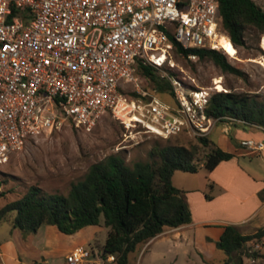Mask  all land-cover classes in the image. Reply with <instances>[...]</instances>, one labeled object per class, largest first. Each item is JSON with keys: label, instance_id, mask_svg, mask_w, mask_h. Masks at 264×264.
Returning <instances> with one entry per match:
<instances>
[{"label": "built area", "instance_id": "obj_1", "mask_svg": "<svg viewBox=\"0 0 264 264\" xmlns=\"http://www.w3.org/2000/svg\"><path fill=\"white\" fill-rule=\"evenodd\" d=\"M220 24L219 0H0V165L48 131L70 124L91 132L106 116L135 144L142 135L209 137L225 121L241 123L208 117L214 90L227 92L216 83L223 79L200 88L176 58V43L225 53L221 41H232ZM140 64L170 83L173 104L143 87ZM241 145L264 151L263 141ZM262 247L264 238L248 250L250 264ZM95 256L79 247L67 262Z\"/></svg>", "mask_w": 264, "mask_h": 264}, {"label": "trees", "instance_id": "obj_2", "mask_svg": "<svg viewBox=\"0 0 264 264\" xmlns=\"http://www.w3.org/2000/svg\"><path fill=\"white\" fill-rule=\"evenodd\" d=\"M219 17L221 31L230 37L234 47L245 46L249 31L264 34V6L255 0H219ZM175 51L187 59L197 56L211 60L225 74L244 76L221 51L184 49L177 43ZM138 75L151 82L152 92L160 98L169 95L174 100L170 83L155 69L140 64ZM207 116L235 119L241 123L233 124L244 127L264 128V96L233 91L213 93ZM194 139L195 143L189 146L156 147L150 152L149 162H137L133 166L121 155H110L93 164L67 195L48 194L39 187H31L20 199L0 209V225L10 222L24 235L35 234L43 226L51 225L65 235H74L86 227L100 225L103 220L108 234L102 258L114 256L113 264H130V255L142 245L167 229H179L192 223L186 193L173 183L175 172L196 174L201 169L212 172L220 163L233 158L209 137ZM261 198L264 200V191ZM263 238L264 228L244 235L236 226L227 225L215 244L216 249L230 259L246 244ZM248 250L246 256H249Z\"/></svg>", "mask_w": 264, "mask_h": 264}, {"label": "rangeland", "instance_id": "obj_3", "mask_svg": "<svg viewBox=\"0 0 264 264\" xmlns=\"http://www.w3.org/2000/svg\"><path fill=\"white\" fill-rule=\"evenodd\" d=\"M257 3L264 6V0H257ZM264 34L256 31H249L245 40V46L234 47L237 55H227L230 63L242 70L243 78L233 74H225L215 66L211 60H190L189 58L177 55V61L185 67L200 88L214 87V80L223 79V87L227 92L247 94L250 96H264V48L262 40ZM234 57V58H233ZM159 74V73H158ZM143 87L152 92L151 82L143 78ZM214 90V93H217ZM223 92V93H227ZM161 98L170 104L174 100L169 95H161ZM222 124L218 125L220 131ZM123 126L111 116H106L91 132L78 130L70 124L64 125L60 130L48 131L27 147L13 155L11 160L0 165V209L6 204L20 199L31 187H39L48 194L67 195L74 183L83 180L89 168L110 155L118 154L125 158L129 166L137 162H149L150 152L156 147L167 145L189 146L195 143V139L184 132L169 140L159 137L142 135L140 142H130L126 136ZM203 154L200 155V159ZM209 172L201 169L198 173H185L177 171L173 177L175 187L195 190L190 196L194 208V218L205 215L213 220V210L208 208L205 212V201H211L210 188H206ZM209 215V216H208ZM13 216V215H12ZM218 218V217H217ZM260 222V221H258ZM215 223H209V227H217ZM249 225L239 226L242 234L252 235ZM9 222L0 225V229H6ZM167 229L161 238L157 237L147 244L142 245L136 253L130 255V264H250L246 259V252L253 243H248L232 258L220 251L208 249L209 260L203 258L201 242L198 240L196 247L192 239L188 242L180 240L181 233L185 229ZM179 232V235H178ZM213 232H211V235ZM104 239L95 244L92 249L96 257L101 259V245ZM200 247H199V246ZM103 259V258H102ZM256 264H264V247L258 253Z\"/></svg>", "mask_w": 264, "mask_h": 264}, {"label": "crops", "instance_id": "obj_4", "mask_svg": "<svg viewBox=\"0 0 264 264\" xmlns=\"http://www.w3.org/2000/svg\"><path fill=\"white\" fill-rule=\"evenodd\" d=\"M209 138L218 148L233 155L231 160L220 163L209 172L206 184V188L211 189V201L203 204L205 212L208 214V208H211L213 213L210 214L218 218L209 220L205 215L194 218L190 196L195 190L178 187L185 191L192 212V223L181 227L185 230L182 231L184 233H181L180 240L188 242L192 239L196 247L200 239V250L205 260L210 259L207 254L209 247L213 252L216 250L215 243L222 236L225 226L233 225L238 228L250 224L248 228L251 234L264 228V200L261 198L264 191V151L255 152L241 145L244 140L264 142V128L226 122L222 124L220 131L215 128ZM212 222L217 227H209ZM103 223L102 220L100 225L86 227L74 235H65L51 225L43 226L35 234L24 235L9 222L6 229H0V264H68L67 256L77 248L94 247L104 237L106 241L108 229ZM175 230L178 229L173 231ZM104 244L105 242L101 249ZM86 264L113 262H105L95 256Z\"/></svg>", "mask_w": 264, "mask_h": 264}, {"label": "bare ground", "instance_id": "obj_5", "mask_svg": "<svg viewBox=\"0 0 264 264\" xmlns=\"http://www.w3.org/2000/svg\"><path fill=\"white\" fill-rule=\"evenodd\" d=\"M221 47L223 49V51L225 52V54L229 55V56H233V55H237V52L235 51V49H233V45L232 43L228 40V39H223L221 41ZM262 47L264 48V38L262 40ZM234 58V57H233ZM219 79V78H218ZM218 84V89L219 90H223L225 89L219 82V80L216 82ZM226 90V89H225Z\"/></svg>", "mask_w": 264, "mask_h": 264}]
</instances>
